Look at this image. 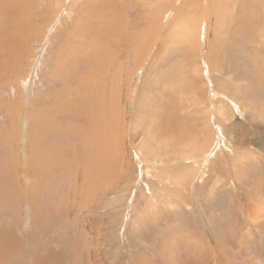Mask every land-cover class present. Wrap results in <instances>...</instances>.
I'll use <instances>...</instances> for the list:
<instances>
[{
  "label": "rangeland",
  "instance_id": "1",
  "mask_svg": "<svg viewBox=\"0 0 264 264\" xmlns=\"http://www.w3.org/2000/svg\"><path fill=\"white\" fill-rule=\"evenodd\" d=\"M77 1L0 0V264H264V0Z\"/></svg>",
  "mask_w": 264,
  "mask_h": 264
},
{
  "label": "bare ground",
  "instance_id": "2",
  "mask_svg": "<svg viewBox=\"0 0 264 264\" xmlns=\"http://www.w3.org/2000/svg\"><path fill=\"white\" fill-rule=\"evenodd\" d=\"M39 1H40V0H39ZM46 1H47V0H46ZM48 1H49V0H48ZM50 1H51V0H50ZM84 1H87V5H88V2H90V3L93 2L92 0H84ZM98 1H99V0H98ZM241 1H242V0H241ZM60 2H63L62 7H60V8H61L60 10H62L61 15L63 14V11H66V14H67V15H64V16H65L66 19L69 18V20H70V19H71V18H70V14H71L70 11L72 10V7H73L74 3H77L78 1H77V0H68V5L65 6V4H67V3H66V0H52V3H51V6H50V7L52 8L53 5H55V6L57 5V6H59V5L61 4ZM99 2H100V1H99ZM7 3H8V1H7ZM37 3H38V1H37ZM41 3H42V1H41ZM44 3H45V2H44ZM44 3H43V4H44ZM47 3H48V2H47ZM64 3H65V4H64ZM85 3H86V2H85ZM93 3H94V2H93ZM95 3H96V2H95ZM236 3H237V1H236ZM243 3H244V2H243ZM250 3H251V2H250ZM91 4H92V3H91ZM91 4H89V5H91ZM97 4H98V3H97ZM47 5H48V4H47ZM47 5H46V6H47ZM82 5H83V4H82ZM82 5H81V6H82ZM44 6H45V4H44ZM55 6H54V8H55ZM74 6H75V5H74ZM85 6H86V5H84L82 8H84ZM12 7H13V6H12ZM41 7H42V6H41ZM77 7H78V6H77ZM95 7H96V5H95ZM250 7H251V6H250ZM48 8H49V7H48ZM54 8H53V9H54ZM56 8H57V7H56ZM82 8H81V9H82ZM85 8H86V10L83 9V10H84L83 12L86 11V16H85V18H84L85 22H83L84 20L82 19L83 21L80 20L81 22H78V24H77V25H78L77 28L79 27V28L81 29L80 32H79V35H78V36L81 35V36H83V38H85V35H84V34H87V33H88V30H89V27H90V25H89V21L93 22V19H92L93 17H97V18L99 17V14H98V15H94V16H92V14H90V10H89V9H91L90 7H88L89 9H88L87 7H85ZM235 8H236V7H235ZM41 9H42V8H41ZM73 9H74V8H73ZM48 10H49V9H48ZM55 10H57V9H55ZM193 10H194V9H193ZM198 10H199V9H198ZM245 10H246V9H245ZM11 11H13V10H11ZM49 11H50V10H49ZM49 11H47V12H49ZM81 11H82V10H81ZM51 12H53V15H54V12H55V11H51ZM57 12H58V11H57ZM60 12H61V11H60ZM83 12H82V13H83ZM93 12H94V11H93ZM95 12H96V11H95ZM204 12H205V14L210 15V13H208L206 10H204ZM4 13H6V11H5ZM43 13H44V12H43ZM230 13L232 14V11H230ZM252 13H253V12H252ZM45 14H46V13H45ZM56 14H57V13H55V15H56ZM58 14H59V12H58ZM94 14H95V13H94ZM96 14H97V13H96ZM246 14H247V13H246ZM12 15H13V13H12ZM32 15H33V14H32ZM53 15H52V16H53ZM61 15H60V16L57 15V16H58V19H57V21H56L55 23H52V24H51V23H50V24L48 23V24L50 25V26H48L49 29H50V27L53 28V26L56 25V24L58 23V21H61V20H62ZM80 15H81V14H80ZM0 16H1V15H0ZM249 16H251V14H250ZM11 17H12V16H11ZM48 17H50V15H48ZM54 17H55V16H53V18H54ZM246 17H247V16H246ZM3 18H4V16H3ZM33 18H34V17H33ZM35 18H36V17H35ZM45 18H47V15H46ZM50 18H51V17H50ZM55 18H56V17H55ZM55 18H54V21H55ZM48 19H49V18H48ZM79 19H80V18H79ZM79 19H78V20H79ZM218 19L221 21V23L226 22V21H224V20H225V14L223 13L220 17H218ZM31 20H32V18H31ZM49 20H50V19H49ZM71 20H72V19H71ZM226 20H227V19H226ZM32 21H34V20H32ZM51 21H53V20H51ZM51 21H50V22H51ZM54 21H53V22H54ZM223 21H224V22H223ZM227 21H228V20H227ZM43 22H44V21H43ZM46 22H47V21H46ZM4 23H5V21H4ZM6 23H7V22H6ZM34 23L36 24V21H35ZM62 23H63V22H61L60 25H61ZM32 24H33V23H32ZM46 24H47V23H46ZM43 25H45V23H44ZM43 25H42V26H43ZM62 25H63V24H62ZM46 26H47V25H46ZM57 26H58V25H57ZM44 27H45V26H44ZM54 28H55V27H54ZM57 28H58V27H57ZM79 28H78V29H79ZM42 29H43V27H42ZM45 29H46V27H45ZM49 29H48V30H49ZM48 30H47V31H48ZM56 30H57V29H56ZM58 30H59V29H58ZM52 31H54V30L52 29L51 32H52ZM49 32H50V31H49ZM47 34H48V33H47ZM52 35H54V34H52ZM52 35H51V36H52ZM4 36H5V35H4ZM8 36H9V37H8ZM8 36H6V38H7V37L10 38V34H9ZM0 37H1V36H0ZM2 37H3V35H2ZM45 40H46V41H44L43 44H45V43L47 42L48 39H45ZM42 41H43V39H42ZM58 71H60V73L62 74L61 70H58ZM60 73H59V74H60ZM53 76H54V75H53ZM60 76H61V75H60ZM57 78H59V76H58ZM59 80H60V79H59ZM53 112H54V111H53ZM49 114H50V113H49ZM159 132H160V131H159ZM161 132H163V131L161 130ZM153 136H154V135H153ZM149 140H150V139H149ZM145 141H146V140H144V143H145ZM148 142H149V141H148ZM146 143H147V142H146ZM171 143H172V142H171ZM149 144H150V143H149ZM147 145H148V144H147ZM144 146H146V145L144 144ZM144 146H143V147H144ZM149 146H150V145H149ZM149 146H148V147H149ZM150 147H151V146H150ZM150 147H149V148H150ZM151 148H152L151 150H154V149H153L154 146L151 147ZM147 150H148V149H147ZM154 151H155V150H154ZM154 151H153V153L156 152V151H155V152H154ZM147 152H149V151H147ZM147 152H146V153H147ZM157 152H158V151H157ZM153 153H150V154H153ZM36 154H37V152H36ZM146 155H147V154H146ZM153 155H154V154H153ZM158 155H159V154H158ZM157 157H158V156H157ZM38 158H39V156H38ZM152 158H153V157H152ZM154 158H155V157H154ZM156 160H157V158H156ZM156 160H155V161H156ZM155 161H154V162H155ZM150 165H152V164L150 163ZM155 165H156V164H155ZM152 166H153V165H152ZM37 187H38V186H37ZM262 196H263V195H262ZM256 215H257V214H256ZM254 216H255V215H254ZM252 218H254V217H252ZM254 219H255V218H254ZM5 245H6V244H4V246H5ZM7 245H8V244H7ZM1 246H2V245H1ZM4 246H3V247H4ZM3 247H2V248H3ZM0 248H1V247H0ZM2 250H3V249H2ZM4 251H5V250H4ZM6 252H8V251H6ZM6 255H7V257H9L8 254H6ZM6 255H5L4 257H6ZM1 258H2V257H1ZM6 259H7V258H6Z\"/></svg>",
  "mask_w": 264,
  "mask_h": 264
}]
</instances>
